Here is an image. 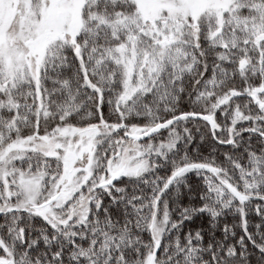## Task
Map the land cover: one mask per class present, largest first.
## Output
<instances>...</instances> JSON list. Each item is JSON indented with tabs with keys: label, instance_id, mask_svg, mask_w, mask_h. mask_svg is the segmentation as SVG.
Instances as JSON below:
<instances>
[{
	"label": "snow or ice",
	"instance_id": "6c2138e0",
	"mask_svg": "<svg viewBox=\"0 0 264 264\" xmlns=\"http://www.w3.org/2000/svg\"><path fill=\"white\" fill-rule=\"evenodd\" d=\"M0 264H264V0H0Z\"/></svg>",
	"mask_w": 264,
	"mask_h": 264
}]
</instances>
